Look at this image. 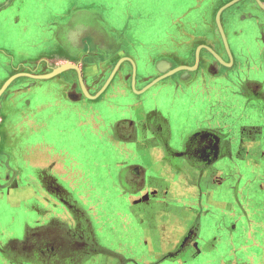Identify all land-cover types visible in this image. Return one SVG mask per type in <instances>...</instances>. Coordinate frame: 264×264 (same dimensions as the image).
<instances>
[{
  "label": "crops",
  "instance_id": "0c3cea01",
  "mask_svg": "<svg viewBox=\"0 0 264 264\" xmlns=\"http://www.w3.org/2000/svg\"><path fill=\"white\" fill-rule=\"evenodd\" d=\"M18 72L54 73L0 94V197L32 218L0 264H72L39 242L82 236L87 210L104 225L109 197L151 258L107 264L261 262L264 0H4L0 87ZM89 136L114 146L78 152Z\"/></svg>",
  "mask_w": 264,
  "mask_h": 264
},
{
  "label": "rangeland",
  "instance_id": "374dc122",
  "mask_svg": "<svg viewBox=\"0 0 264 264\" xmlns=\"http://www.w3.org/2000/svg\"><path fill=\"white\" fill-rule=\"evenodd\" d=\"M60 11L57 12L56 16H53L56 17L55 18L56 20H64L67 17L66 15H62L64 11L61 12V14ZM228 11L229 9L225 10L223 15H225ZM53 17H51V19H53ZM206 17H211V14L209 13L208 16L207 13ZM47 19L49 20V18ZM39 50L46 51L47 48H40ZM170 79H171L170 76L166 77L158 81L156 84L159 85L162 82H168ZM132 91L136 92L134 88H132ZM74 139H82V142L78 143L77 145V147L80 148L78 152L84 150V151H88L89 153L97 149L99 152L110 151L109 147H112L113 144L111 145V143H113L114 141L112 137H107V136L106 138H104L103 141L100 140L99 137H95V136H93L92 138L91 136L87 138L75 137ZM12 140L14 144L15 143L14 136L12 137ZM12 147L13 149L15 148L14 145ZM73 150L75 149L73 148ZM5 164H9L7 158L5 160ZM5 167L6 165L0 166V170H3ZM29 168L30 167H28L27 165L25 169L28 170ZM5 177L6 179L8 178L7 174L5 175ZM11 177H13V174L11 175ZM263 186L264 185L259 187L260 190L261 188H264ZM16 194L17 191L14 190V193L12 194L13 197ZM11 198H12L11 195L8 196L5 195L0 197V244H4V241L8 238H13V237L22 238L23 235L21 233H24L25 231L24 222L26 221H28V223L32 222V218L28 215H24V217L21 218V212H22L21 207H14L12 205H8L6 201ZM82 210H86V209L82 208ZM115 211L116 210L115 209L113 210L111 207V198L109 197L108 207L104 208V216H103V219L105 221L104 225L101 223V220L99 219L101 216L99 210L97 212L95 210L96 213L94 212V210L92 212L87 210L85 211V215L87 216L86 218L88 219V225L85 226V229L83 230V232L85 233L82 234V236H80L79 230H75L74 228H72L73 227L72 226L70 228L71 230L67 229V233L68 235L71 236V238L70 240L67 239L69 242H65L63 238L60 237V233L56 230V232L59 233V236L51 232L50 234L52 235H50V238L47 239L46 237L45 239H42L39 242V248L44 252L43 254H48V253H52V251H54L55 248L58 250L60 247L64 246L68 250L66 252V255L68 257H72L73 259L76 258L79 259V261L77 262L78 264H82V263L107 264L110 262V258H111V255H109L108 252L110 251L117 252L118 248L121 249V250L118 249L119 252L128 253L127 255L134 256L135 258H139L141 261L150 259L151 256L148 254L147 248L145 244H143L144 241L141 240V235L139 234L137 228L135 229L132 227H128L127 224H123L121 218L117 217V213ZM58 215H56V218H58ZM69 215H71V213H69ZM96 216H97V220H96ZM59 219L62 220L61 218ZM19 222H21L22 224H20ZM22 225L24 228L22 227ZM56 227H60V225ZM46 230L47 227L44 229V231L46 232ZM69 230L71 232H69ZM249 230L252 231L253 233H257L259 236L263 235L264 237V224L251 225ZM53 236L55 237L52 238ZM258 243H259V247L262 249V254L260 256L261 262L258 264H264V239L259 241L258 238ZM99 248H105L107 250L101 251V249ZM80 250L82 251L80 252ZM79 253H83L81 254L83 256L77 257L76 255H78ZM121 256L122 255H118V257ZM123 257H127V256H123ZM113 258L116 259V257ZM241 258L242 261L241 260L237 261L238 264H255L254 255H251L247 258L246 257H241ZM197 259L198 260L195 261V264H201V263L207 264V259H208L207 257L199 256L197 257ZM161 264H171V263H161Z\"/></svg>",
  "mask_w": 264,
  "mask_h": 264
},
{
  "label": "water",
  "instance_id": "95a60500",
  "mask_svg": "<svg viewBox=\"0 0 264 264\" xmlns=\"http://www.w3.org/2000/svg\"><path fill=\"white\" fill-rule=\"evenodd\" d=\"M69 66V65H68ZM71 67H75L77 69V71L79 70L78 67H76V65L71 64ZM54 72H48V73H44V74H32V73H27V72H18L15 73L13 75H11L4 83L3 85L0 87V94L2 93V91L6 88V86L16 77L18 76H29L32 78H39V79H43V78H48L51 75H53ZM81 79V78H80ZM158 79V78H157ZM157 79L153 80L152 83H154L155 81H157ZM81 81V80H80ZM83 87V86H82Z\"/></svg>",
  "mask_w": 264,
  "mask_h": 264
},
{
  "label": "flooded vegetation",
  "instance_id": "af4514ba",
  "mask_svg": "<svg viewBox=\"0 0 264 264\" xmlns=\"http://www.w3.org/2000/svg\"><path fill=\"white\" fill-rule=\"evenodd\" d=\"M203 42H205V41H203ZM94 43V42H93ZM205 43H207V42H205ZM222 52V51H221ZM73 73H74V77H75V79H76V83H77V73L73 70ZM83 75L81 74V77H82ZM83 78V77H82ZM71 94L73 95V94H75L74 92H71ZM75 96H77V95H75ZM6 166L8 167V172H7V179L5 180L6 181V183L7 182H9L13 177H14V169L13 168H11L10 166H9V164H6ZM13 174V177H11V175ZM61 257H64V258H66V259H68L69 260V262L68 263H72V264H76L78 261H79V259H73L72 257H65V256H60V258ZM59 259V258H58Z\"/></svg>",
  "mask_w": 264,
  "mask_h": 264
},
{
  "label": "snow or ice",
  "instance_id": "6c2138e0",
  "mask_svg": "<svg viewBox=\"0 0 264 264\" xmlns=\"http://www.w3.org/2000/svg\"><path fill=\"white\" fill-rule=\"evenodd\" d=\"M4 3V0H0V4H3Z\"/></svg>",
  "mask_w": 264,
  "mask_h": 264
}]
</instances>
